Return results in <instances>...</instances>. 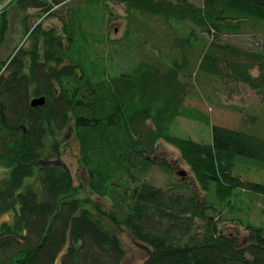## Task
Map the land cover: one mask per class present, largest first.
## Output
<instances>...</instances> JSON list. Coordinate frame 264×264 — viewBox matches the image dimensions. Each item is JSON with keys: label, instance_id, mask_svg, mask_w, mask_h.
Instances as JSON below:
<instances>
[{"label": "trees", "instance_id": "16d2710c", "mask_svg": "<svg viewBox=\"0 0 264 264\" xmlns=\"http://www.w3.org/2000/svg\"><path fill=\"white\" fill-rule=\"evenodd\" d=\"M70 1L0 0L6 3L0 47L9 9L34 8L63 25L62 35L40 24L31 30L23 15L25 40L32 45L19 46L0 61V168L7 174L0 180V216L15 213L13 222L1 227L0 264H124L121 230L150 250L142 264H264V225L241 221L249 232L246 243L220 228L224 211L235 212L243 193L260 198L264 214V184L236 174L237 165L247 160L264 168V140L213 125L211 144L171 133L177 119L196 114L186 106L196 73L244 83L264 95V48L222 45L195 32L237 34L250 22L264 23V0H202L200 5L114 0L124 5L128 26L136 29L124 40L149 31L144 22L139 25L140 16L161 17L185 29L173 47L181 58L140 62L116 76L99 60L98 50L109 39L96 26L105 29L108 5L81 0L84 7H63ZM39 97L46 105L32 108ZM69 128L88 179L90 195L83 198L71 173L52 162ZM160 142L180 152L205 196L184 191L185 183L166 189L147 180L153 168L171 170L158 154ZM103 198L110 207L100 202Z\"/></svg>", "mask_w": 264, "mask_h": 264}, {"label": "rangeland", "instance_id": "374dc122", "mask_svg": "<svg viewBox=\"0 0 264 264\" xmlns=\"http://www.w3.org/2000/svg\"><path fill=\"white\" fill-rule=\"evenodd\" d=\"M193 4L200 5L202 0H188ZM107 4L110 13L105 17V29L100 30L101 26L97 25L98 33H102L109 40L98 51L101 58L107 66L108 74L111 76L119 75L121 72H130L132 67L140 62H156L157 59L164 56L169 62L175 58H181V52L178 51L174 44L175 39H182V25L173 22L175 26H170L161 17H142L139 18V25L145 23L149 29L146 33H137L138 40L130 36V40H124L128 32H135V27L128 26L126 9L123 4L114 0H102ZM86 1L71 0L63 7L73 8L76 6L84 7ZM6 3L0 4V13ZM60 7H57L58 9ZM55 9V10H56ZM8 14V31L6 40L0 47V61L6 59L15 48L19 46L29 49L32 42L25 40L23 15H28L27 23L33 30L36 25L40 24L42 29H56L58 34H63V25L57 18L48 16L41 11L31 8L20 11L16 8L9 9ZM102 14V13H101ZM99 21L92 19L93 24H99ZM186 28H193L190 23L184 24ZM93 28V29H96ZM129 32V33H130ZM197 35L208 41L218 40L219 44H232L243 49L261 50L264 48V23L254 21L248 23L237 34H208L195 30ZM137 36V35H135ZM203 43H206L204 41ZM189 52L187 59L190 62ZM96 59V55L93 57ZM194 61V59H191ZM191 63V62H190ZM197 66V65H196ZM257 76L258 71L252 72ZM32 99V98H31ZM188 108L195 110L193 117H181L176 120L171 129V133L178 137L191 138L196 142L211 144L213 140L212 125L222 126L225 128L238 130L247 134L255 135L264 140V95L251 89L247 84L233 82L229 80H220L196 73L192 81L191 92L186 101ZM204 115L210 120L211 125L203 123L198 117ZM62 149L61 154L52 161L54 165L68 170L73 176L74 185L77 187L80 197L90 195L88 191V179L86 172L79 164V142L76 138L73 128H69L59 139ZM171 165V170L163 171L159 168H153L147 177L149 182L161 188H181L180 183H185V188L190 191L202 193L194 176L185 162L182 161L180 152L173 146L160 142L159 153ZM246 160V159H244ZM249 161L248 163H245ZM239 163L236 168V174L242 180L258 182L264 184V168H258L257 164L247 160ZM4 170V169H3ZM0 168V180L6 178V170ZM179 185V186H178ZM94 201H99L96 196H91ZM241 200H236L234 206L235 212L228 215L224 211L220 228L227 235L238 237L246 243L249 232L247 227L241 221L250 220L254 225H264V214H262L263 205L260 198L252 200V197L246 193L240 195ZM104 206L110 207L111 202L108 198L100 201ZM15 213L3 214L0 216L1 227L10 222L12 223ZM233 218V220H232ZM201 222L199 221V225ZM120 239L126 251L124 264H142L149 255V249L134 241L127 231L119 232ZM60 264V262L58 263Z\"/></svg>", "mask_w": 264, "mask_h": 264}, {"label": "water", "instance_id": "95a60500", "mask_svg": "<svg viewBox=\"0 0 264 264\" xmlns=\"http://www.w3.org/2000/svg\"><path fill=\"white\" fill-rule=\"evenodd\" d=\"M46 98L45 97H39V98H34L30 105L32 108H36V107H42L46 105Z\"/></svg>", "mask_w": 264, "mask_h": 264}]
</instances>
